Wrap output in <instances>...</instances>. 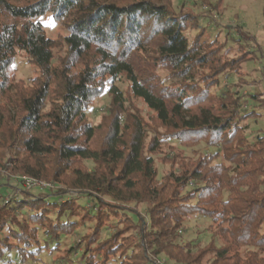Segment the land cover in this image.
Instances as JSON below:
<instances>
[{
  "label": "trees",
  "instance_id": "trees-1",
  "mask_svg": "<svg viewBox=\"0 0 264 264\" xmlns=\"http://www.w3.org/2000/svg\"><path fill=\"white\" fill-rule=\"evenodd\" d=\"M167 2L0 0V187L13 194L7 201L0 195V264H150L161 257L171 264H264V134L248 137L247 120L257 114L240 110V66L248 57L222 61V45L201 42L200 18ZM46 14L67 33L58 67L56 42L39 20ZM189 29L201 30L192 41ZM16 50L37 70L28 85L8 75ZM157 66L182 82L162 86L152 72ZM228 74L237 82L223 88ZM121 77L155 114L148 142L152 127L126 111L115 84ZM106 85L110 120L96 142L99 128L85 122L86 110ZM261 95L249 96L258 107ZM199 139L217 150L158 178L152 155L161 142ZM76 160L91 167L82 170ZM16 177L63 188L27 190L10 183ZM192 216L210 221L204 245L179 242ZM84 218L95 221L92 229L68 243ZM123 221L139 227L134 239L118 229Z\"/></svg>",
  "mask_w": 264,
  "mask_h": 264
},
{
  "label": "rangeland",
  "instance_id": "rangeland-1",
  "mask_svg": "<svg viewBox=\"0 0 264 264\" xmlns=\"http://www.w3.org/2000/svg\"><path fill=\"white\" fill-rule=\"evenodd\" d=\"M167 5L176 13H191L193 16H196L195 20H197L198 17L200 18V22L204 25V29L202 31L199 30L202 34L201 42L206 44L217 42V45H222V49L219 50L222 61H229L230 58L239 57L240 60H242L248 57L240 66V71L243 72L241 78L246 81L245 84L240 86V95L243 96L242 101H244L240 110H251L257 114L254 116L252 115L247 120L249 126L247 136L252 138L257 135H263L264 106L258 107V105L262 103L254 102L249 96L250 94L261 93L260 99L264 98V0H221L220 2H218V0H168ZM39 20L43 24L45 35L56 42V47L53 51V64L54 67H58L59 60L65 57L67 51L66 46L62 42L64 36L67 34L66 29L61 24L55 22L49 14H46ZM199 31L189 29L186 31L185 35L192 41L195 34ZM247 52L249 54H244ZM148 65L150 66L151 63H148ZM79 68L80 66H77L73 70L75 71ZM151 69L152 68H150V70ZM152 72L158 77L162 86L174 88L182 82V80L173 75L170 70L164 69L161 66L152 69ZM8 75L12 82L28 85L31 80L37 76V70L23 52L16 50L13 63L8 70ZM200 77L196 75L194 80ZM220 81L221 86L227 88L235 84L237 78L233 74H228L226 78H222ZM115 84L126 98V111L139 114L144 122L147 123L149 127H152V130H150L147 135L148 142L154 134V128L158 127L155 122V114L148 109L140 99L134 98L129 94V83L123 77ZM213 90L216 92V88ZM106 91L107 85L105 87V92L94 98L86 110L85 122L95 127L98 126L99 128L96 134V142L100 141L110 120L108 114L111 98ZM212 103H214L213 100L209 101V104ZM48 105L49 104L46 103L45 110L48 109ZM216 150L217 149L208 146L205 139H199L196 142L189 141L183 144L165 140L161 142L158 150L152 155L155 160L158 178L168 175L171 170H176L178 163L182 160L195 161L199 156L209 154ZM72 165L82 170H88L91 167V165L84 160H76ZM5 175L4 172L0 174V184L5 182ZM22 178L23 177L13 178L10 183L17 184L21 181L22 184H18L24 187ZM37 181L48 185V187L43 188L37 187L36 189L38 190H45L51 187L63 188V186L54 185L52 182ZM11 190L10 187H0V195L6 196V198H3L4 201L5 199L6 201L10 200L13 197V194H10ZM27 190L34 189L31 188ZM66 196L69 198L74 197L81 205H85V199L75 193H68ZM112 205L117 206V204ZM138 210L142 212L140 206ZM79 224L77 231L71 236H68V243L77 242L79 235L85 233L86 230L92 229L95 221L92 219L88 221L87 218H84L82 224ZM113 224L115 225V221H113ZM209 225L210 221L200 216L187 218L182 232L179 233V242L199 241L201 245H204L209 240V232L207 230ZM118 229L126 235V238H130L128 240L134 239L140 232L139 227L129 226L126 221H123V225H120ZM111 230H113V228L108 231V234L114 231ZM100 236H107V231L103 230ZM144 246L143 244L142 247ZM149 256L151 257V255ZM161 258L159 261L152 259L150 264H171L165 261L163 257ZM134 264L145 263L136 260Z\"/></svg>",
  "mask_w": 264,
  "mask_h": 264
},
{
  "label": "built area",
  "instance_id": "built-area-1",
  "mask_svg": "<svg viewBox=\"0 0 264 264\" xmlns=\"http://www.w3.org/2000/svg\"><path fill=\"white\" fill-rule=\"evenodd\" d=\"M22 181L24 183L23 184L24 188L26 187V189L37 188V187H39V188L40 187H42V188L43 187H48V185L40 183L37 180L32 179V178L23 177Z\"/></svg>",
  "mask_w": 264,
  "mask_h": 264
}]
</instances>
